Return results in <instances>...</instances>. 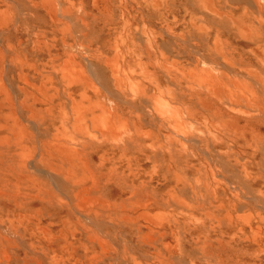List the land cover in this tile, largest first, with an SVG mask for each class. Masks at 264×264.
I'll use <instances>...</instances> for the list:
<instances>
[{
  "label": "bare ground",
  "instance_id": "obj_1",
  "mask_svg": "<svg viewBox=\"0 0 264 264\" xmlns=\"http://www.w3.org/2000/svg\"><path fill=\"white\" fill-rule=\"evenodd\" d=\"M0 264H264V0H0Z\"/></svg>",
  "mask_w": 264,
  "mask_h": 264
}]
</instances>
